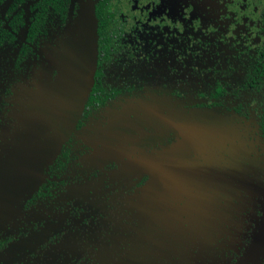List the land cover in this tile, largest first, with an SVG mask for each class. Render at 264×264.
Instances as JSON below:
<instances>
[{
    "label": "flooded vegetation",
    "instance_id": "flooded-vegetation-1",
    "mask_svg": "<svg viewBox=\"0 0 264 264\" xmlns=\"http://www.w3.org/2000/svg\"><path fill=\"white\" fill-rule=\"evenodd\" d=\"M236 2L96 0L93 93L37 189L0 231V264H264L263 252H249L263 222L264 195L243 186L245 162L229 140L204 157L182 146L178 130L151 125L144 128L150 133L141 149L128 147L125 157L94 161L102 150L86 136L92 125H108L113 110L125 118L116 125H126L130 108L150 92L181 111L226 113L183 84L182 35L200 40V33L215 32L220 40L258 42L264 0ZM189 21L192 35L185 31ZM65 26L33 38V0H0V149L11 128L23 127L21 106L31 102L41 76L56 73L47 53ZM246 115L230 116L244 145L264 161L258 118L252 109ZM193 165L201 171L191 187ZM190 194L203 196L193 211ZM192 215H205L199 228Z\"/></svg>",
    "mask_w": 264,
    "mask_h": 264
},
{
    "label": "water",
    "instance_id": "water-1",
    "mask_svg": "<svg viewBox=\"0 0 264 264\" xmlns=\"http://www.w3.org/2000/svg\"><path fill=\"white\" fill-rule=\"evenodd\" d=\"M69 23V22H68ZM75 23L81 30V39L79 37L77 43L72 49L70 57L64 66L66 72H60L61 76L72 80L70 90L66 95L60 97L52 110H47L35 131L34 139L42 136L46 132L52 130L49 135H46L42 140L33 142V145L25 153H19V164H13V159H17L18 154L10 155L6 160L0 163V231L8 222L14 213L19 208L21 200L28 197L42 180L44 168H46L57 156L62 144L67 140L72 130L75 127L77 120L81 114L87 96L93 84V74L96 65V20L94 15V0H90L88 5L80 2V8L77 10ZM87 24L90 25L91 31H87ZM94 28V29H93ZM56 69V68H55ZM59 72V70H58ZM52 100L49 101L48 107ZM44 102L42 103L43 106ZM69 111V114L66 111ZM65 113V114H64ZM179 123H172L170 130H178L182 135V146L189 148V153H194L201 156L211 155L212 149L218 144V130L212 128V124L207 122L206 116H211V111L203 113L189 112L182 110ZM174 117L176 115H172ZM228 115V114H227ZM157 117V116H156ZM161 117V116H159ZM166 119L160 124L164 123ZM158 121H155V125ZM33 131V130H32ZM34 141V140H33ZM174 149V148H173ZM20 151H23V149ZM189 169V185L192 187L195 183L198 184L193 175L201 171L198 166ZM200 170V171H199ZM153 181L156 183L161 181L158 177V170L153 171ZM195 188V187H194ZM28 195V196H27ZM201 194L189 195V209L193 211V205L199 200H202ZM205 215H192L191 222L197 224L202 221ZM198 233L191 234L190 239L195 241ZM250 253H264V218L259 228L258 234L255 236L254 244Z\"/></svg>",
    "mask_w": 264,
    "mask_h": 264
},
{
    "label": "rangeland",
    "instance_id": "rangeland-1",
    "mask_svg": "<svg viewBox=\"0 0 264 264\" xmlns=\"http://www.w3.org/2000/svg\"><path fill=\"white\" fill-rule=\"evenodd\" d=\"M73 1L77 2L78 9L80 8L81 1H83L84 5H88L90 2V0ZM236 1L240 2V0ZM237 2L235 5L238 4ZM248 4L250 6L253 3L250 2ZM75 18L76 16L65 26L64 36L59 40V43L51 47L48 51L47 56L49 58L50 68H54L56 73L52 72V70H48L49 72L47 74L42 75L41 78H43V80L35 85V88L30 94L31 102H26L24 107L21 106L22 117L20 116V121L23 127H20L21 129H19L18 126L11 128L6 138L2 140L0 163L4 162L9 155L11 157L13 154H18V152L21 154L25 153L29 147L33 145V142L42 140L46 135L52 132L51 130L36 139L33 138V133L35 134V131L41 129L37 128V126L40 121L42 122V118L46 115V111L52 110L55 102L58 101L62 95L64 98V95H66L71 88L72 80L67 77L65 78L64 75L61 76L60 72L67 71L64 69V66L70 58V60H72L70 54L77 43L78 37L79 41L81 39V30H79L78 24L75 23ZM86 30H92L89 24H87ZM50 100H52V102L47 109ZM43 102L44 104L42 106ZM136 102V107L130 108L133 117L131 116L129 120L126 121V125H116L120 120L125 118L123 111L116 112L113 110L108 125L104 127L99 125L91 126L88 130L90 133H87L86 136L92 143H97L102 150V153L94 156L92 160L102 161L110 158L125 157L128 152V147L136 149L147 140L146 136L150 132L144 128L155 125V121H158L157 125L169 128L172 124L168 120L171 113L176 116L181 115V109H179L177 105H173L166 96L159 95L156 92H150L144 97H139ZM204 111H211L210 114L212 115L206 116V119L209 124H212V128L218 130V144L222 145L223 140H229L242 155L246 167L241 176L243 186L264 195V161L261 158L259 159L257 155L251 153L244 145L242 136L238 133V125H234L235 118H232L230 115L216 108L189 109V112L195 113H203ZM66 112L69 114L68 110ZM164 119H166V121L160 124L159 122H162ZM180 119L181 118H173V123H179ZM134 132H137L138 135L143 138L138 140V136L135 135ZM142 147L143 146H140L138 148L141 149ZM20 149H23V151H20ZM232 152H234L233 148ZM19 155L20 154L17 155V161L16 159L12 160L13 164H19ZM226 181H228V179H226ZM152 198L156 200L157 196L155 195Z\"/></svg>",
    "mask_w": 264,
    "mask_h": 264
},
{
    "label": "trees",
    "instance_id": "trees-1",
    "mask_svg": "<svg viewBox=\"0 0 264 264\" xmlns=\"http://www.w3.org/2000/svg\"><path fill=\"white\" fill-rule=\"evenodd\" d=\"M74 3L77 2L33 0V38L40 39L67 25L77 14L78 5L75 9ZM95 4L96 0V65L93 84L84 107L93 93L97 67ZM192 30L194 27L189 21V28L185 31L192 35ZM258 30L260 40L250 43L220 40L215 32L200 33V40L194 36L193 40H189L183 34L181 79L183 84L190 86L194 97L206 101L208 107L223 105L226 110H222L228 115L243 117L252 109L258 118V143L264 154V17ZM198 31H202V28H198ZM150 79L152 82V75Z\"/></svg>",
    "mask_w": 264,
    "mask_h": 264
}]
</instances>
